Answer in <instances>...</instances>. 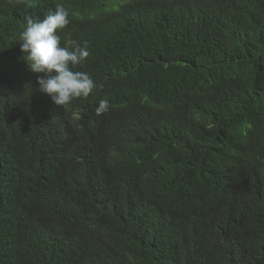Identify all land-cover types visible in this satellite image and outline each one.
<instances>
[{
	"label": "trees",
	"instance_id": "obj_1",
	"mask_svg": "<svg viewBox=\"0 0 264 264\" xmlns=\"http://www.w3.org/2000/svg\"><path fill=\"white\" fill-rule=\"evenodd\" d=\"M57 4L67 108L15 47ZM0 264H264V0H0Z\"/></svg>",
	"mask_w": 264,
	"mask_h": 264
},
{
	"label": "clouds",
	"instance_id": "obj_2",
	"mask_svg": "<svg viewBox=\"0 0 264 264\" xmlns=\"http://www.w3.org/2000/svg\"><path fill=\"white\" fill-rule=\"evenodd\" d=\"M106 10L114 13L118 5L110 2ZM82 20L77 12L61 4H57L54 11L49 9L19 20L23 26L20 43H15V47L21 55L20 61L28 65L30 71L42 74L37 76L40 91L63 108L76 98H87L96 87L88 73L74 70L89 56L87 42L81 44L74 40L84 29ZM108 108L107 99H102L95 109L96 114L101 115Z\"/></svg>",
	"mask_w": 264,
	"mask_h": 264
}]
</instances>
